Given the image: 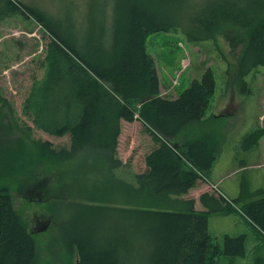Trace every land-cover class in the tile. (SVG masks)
Segmentation results:
<instances>
[{
	"label": "trees",
	"instance_id": "16d2710c",
	"mask_svg": "<svg viewBox=\"0 0 264 264\" xmlns=\"http://www.w3.org/2000/svg\"><path fill=\"white\" fill-rule=\"evenodd\" d=\"M176 1L115 0L108 44L101 41L97 49L84 51L82 39L68 41V35L74 33L68 28L57 31L39 10L22 0H0V21L16 16L32 18L51 37L43 77L33 85L24 114L49 133L68 134L70 142L68 147L55 149L48 141H33L39 156L63 163L94 150L102 162L108 161L104 168L93 161L90 168L74 172L89 183L94 170L105 177L85 191H73V196L58 206L70 215V228L77 225L89 230L83 236L63 227L64 247L76 254L74 264H214L222 254L244 257V235H225L220 248L212 241L208 225L209 214H227L240 203L242 217L264 236V189L251 191L242 180L239 195L231 200L205 191L197 197L200 210L195 205L197 199L188 196L199 183L208 182L219 153L211 129L193 138L184 135L190 125L200 123L208 114L215 76L208 69L174 99L164 98L146 44L149 35L174 27L194 43L215 40L218 34H236L241 45L236 79L245 85L244 78L264 65V0H213L189 16ZM93 41L85 42L86 47L93 46ZM51 91L56 97L49 103ZM135 103L140 104L137 119L145 124L154 144L144 156L145 170L125 181L114 177L111 170L119 164L113 157L119 121L135 120L131 110ZM180 136L183 139L177 147L172 143ZM263 137L264 128L252 131L243 138V149L250 150ZM61 182L54 184L55 192L66 185ZM85 192L94 195L84 199L91 203L71 209ZM109 228L111 236L99 234ZM140 250H144L141 258L132 260L133 253ZM0 264H37L36 241L15 211L6 186H0Z\"/></svg>",
	"mask_w": 264,
	"mask_h": 264
},
{
	"label": "rangeland",
	"instance_id": "374dc122",
	"mask_svg": "<svg viewBox=\"0 0 264 264\" xmlns=\"http://www.w3.org/2000/svg\"><path fill=\"white\" fill-rule=\"evenodd\" d=\"M22 1L43 13L57 31L68 28L74 33L71 36L67 34L68 41L82 39L84 51L92 47L97 49L101 41L107 45L110 40L115 0ZM211 1L178 0L176 4L181 2L182 10L189 16ZM165 12L167 9L162 10ZM174 28L151 34L146 40L147 51L156 66L160 95L174 99L193 81H199L208 69L212 70L216 81L208 114L200 123H193L184 131V135L193 138L197 133L211 129L219 142V153L208 175L209 182H201L200 188L189 192L190 196L197 198L202 188L200 194L212 191L231 200L239 195L242 180L248 183L251 191L264 189V137L250 150L242 147L247 134L264 128V65L254 68L244 78L245 85L237 83L236 58L241 45L237 43L236 34L226 32L227 37L218 34L220 36L215 40L194 43L189 42L179 28ZM103 34L106 36L102 40ZM88 40L97 43L93 41L95 44H89L91 47L87 48ZM49 41L50 34L32 18L16 16L0 21V186L8 188L15 211L36 241L37 264H74L76 254L75 251L69 253L64 247L63 227L76 235L84 233L83 236H87L89 230L83 231L77 225L70 228V215L58 206L61 200L72 197L73 191H85L105 177L102 171L94 170L89 183L74 172L90 168L93 161H98L95 166L101 164L104 168L108 161L102 162L99 156L94 155L98 152L90 150L77 160L54 163L53 159L40 157L33 144V141H48L53 148L60 149L68 147L70 142L68 134L56 136L49 133L24 114L26 99L33 85L43 77L42 66ZM55 97L56 92L51 91L49 103ZM139 109V103L131 106L136 117L133 122L119 121L121 128L113 155L119 164L112 168L111 174L125 181L145 170L144 156L154 144L145 124L137 119ZM182 139L180 136V140L172 144L180 147ZM70 178L77 180L74 182ZM64 179L66 182H61ZM58 182L66 185L55 192L54 184ZM85 194L80 195L83 197ZM92 196L88 192L71 209L78 208L80 204H90L84 199ZM195 205L201 208L198 199ZM232 209L227 214L208 215L210 236L222 248L225 235H244L245 256L222 254L216 257L214 264H264V236L242 217L241 203ZM97 222L99 224L100 221ZM90 229L98 236L95 226ZM99 234L111 236L112 229ZM143 252L133 253L131 259H140Z\"/></svg>",
	"mask_w": 264,
	"mask_h": 264
},
{
	"label": "crops",
	"instance_id": "0c3cea01",
	"mask_svg": "<svg viewBox=\"0 0 264 264\" xmlns=\"http://www.w3.org/2000/svg\"><path fill=\"white\" fill-rule=\"evenodd\" d=\"M209 182V181H208ZM211 184L213 183V182H210ZM201 185L202 184H198L195 188H193L192 190H190V191H193V190H195V189H197V188H200L201 187ZM219 190V189H218ZM200 191H202V188L199 190V193L198 194H200ZM220 191V190H219ZM221 192V191H220ZM222 193V192H221ZM198 194H197V197H198ZM224 195V194H223ZM189 196H190V194H189ZM225 196V195H224ZM190 197H192V196H190ZM226 197V196H225ZM193 198V197H192ZM227 198V197H226ZM194 199H197V198H194ZM198 210H200L201 208L200 207H198L197 208Z\"/></svg>",
	"mask_w": 264,
	"mask_h": 264
}]
</instances>
